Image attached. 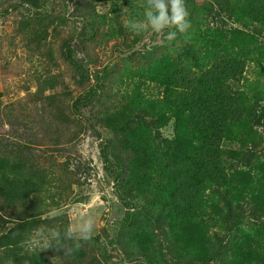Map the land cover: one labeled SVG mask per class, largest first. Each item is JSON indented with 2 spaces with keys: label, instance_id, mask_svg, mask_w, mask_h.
Wrapping results in <instances>:
<instances>
[{
  "label": "trees",
  "instance_id": "trees-1",
  "mask_svg": "<svg viewBox=\"0 0 264 264\" xmlns=\"http://www.w3.org/2000/svg\"><path fill=\"white\" fill-rule=\"evenodd\" d=\"M146 2L0 0L1 27L49 64L34 91L0 89V264H99L107 245L132 264H166L164 245L176 264H264V0H185L173 41L126 27ZM89 134L110 238L26 251L71 224L51 212L93 202Z\"/></svg>",
  "mask_w": 264,
  "mask_h": 264
},
{
  "label": "rangeland",
  "instance_id": "rangeland-1",
  "mask_svg": "<svg viewBox=\"0 0 264 264\" xmlns=\"http://www.w3.org/2000/svg\"><path fill=\"white\" fill-rule=\"evenodd\" d=\"M3 24L4 28H2L0 25V32L2 33V40L0 43V89H2V91L8 88H14L16 90V87L29 85L32 86V91H34L36 89V87L34 86V71H43L44 69L49 67V64L44 62L43 60H41V62L36 59L39 63L35 60L36 57L32 53H30L28 46L25 44V38L16 32L13 17L7 18L6 22ZM30 54L32 56H30ZM103 57L104 56H102V58ZM3 58H5L4 61ZM2 61L4 65V71H2L3 66H1ZM21 90L18 96L11 94L10 98H20L21 96H23L26 92ZM47 93L49 95L52 92L48 90L46 92V95ZM10 98L6 96L5 99L7 100ZM4 104L0 105V112L4 107ZM8 126L7 128L9 129ZM171 130V128H168L167 131ZM84 140L86 141L85 147H83L82 149L84 163L97 170L100 176L98 177V179L93 178L92 181H90L91 187L95 189L93 202L88 204L86 203L85 205L69 203L64 208L60 210L57 209L56 211L51 212V214L57 216V214L59 215L61 213H67L71 218V224L75 225L78 220L79 214L82 212L86 213L87 216L93 218L95 222V237H97V239L102 243H105L106 240L110 238L108 231V221L111 219L112 213H118L120 209L118 203L115 204L114 202H112L115 200V198L112 197L111 194L110 185L112 184L109 182V180L107 181L106 179H104L105 177L104 175H102V165L99 155V148L95 138L91 134H89L84 137ZM92 140V145H90V142ZM42 148L43 149L38 150V153L43 154L46 148L44 146ZM79 148L81 149L80 146ZM104 196H106L107 199H104ZM103 207H105V209H103ZM105 216L106 219H104ZM107 219L108 221H106ZM106 248L108 253H101L99 255V264H132L131 262L125 261L123 253L119 249H117L116 246L111 247L107 245ZM179 259L180 258L178 255L171 252L170 249H166V245L163 246L162 260L166 261V264H176Z\"/></svg>",
  "mask_w": 264,
  "mask_h": 264
},
{
  "label": "clouds",
  "instance_id": "clouds-1",
  "mask_svg": "<svg viewBox=\"0 0 264 264\" xmlns=\"http://www.w3.org/2000/svg\"><path fill=\"white\" fill-rule=\"evenodd\" d=\"M142 19L133 18L126 27L137 35L154 33L173 41L177 34H184L191 27L185 0H147ZM174 29V30H173ZM95 234V222L86 213H80L75 225L67 228L40 229L28 237L22 247L28 252L41 251L53 247L63 248V241H91Z\"/></svg>",
  "mask_w": 264,
  "mask_h": 264
}]
</instances>
